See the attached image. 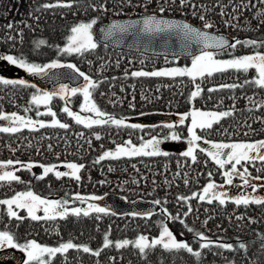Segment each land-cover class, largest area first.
Wrapping results in <instances>:
<instances>
[{
  "label": "trees",
  "instance_id": "16d2710c",
  "mask_svg": "<svg viewBox=\"0 0 264 264\" xmlns=\"http://www.w3.org/2000/svg\"><path fill=\"white\" fill-rule=\"evenodd\" d=\"M58 2H71L73 6L42 7ZM101 6L107 10H101ZM160 7L165 9L162 14ZM152 15L186 19L202 29H205V22H210L213 27L206 30L234 40L258 42L255 47L237 45L235 49L217 53L218 56H226L230 50L234 56L264 54V0H186L183 6L180 0L175 3L172 0H0V55L22 56L40 65L67 60L97 82L92 100L114 118L185 115L188 118L175 129L185 137L191 110L230 112L231 115L199 134L209 141L222 143L264 140V88L245 83L246 77L252 76L250 71H227L195 82L186 77H133L134 71H157L168 65L187 63L190 59L145 57L116 52L100 44L82 55L67 56L59 51L67 32L77 23L97 19V25L114 18ZM10 23L11 29L7 27ZM41 39L46 44L37 47ZM225 84L238 87L216 89ZM196 85L202 91L193 98L191 92L196 90ZM210 88L215 91H208ZM32 95L30 86L0 84V112L36 117ZM56 108L60 110L58 105ZM58 116L68 128L46 126L14 133L0 132V162L11 160L13 164L20 161L41 166L75 163L83 166L77 173L80 179L57 178L53 174L39 179L28 170H19L16 172L19 182L0 181V200L15 189L34 190L41 197H55L67 201L65 206L76 208L81 206L77 196L102 197L114 192L128 201L159 200L160 209L167 212L164 218L169 219L165 221L161 214L154 213L115 217L109 212L90 211L88 216L83 212L79 216L70 212L55 220L33 221L28 216L16 220L9 219L5 207L0 205V230L12 234L16 243L23 245L34 240L42 246L57 247L71 241L98 250L103 246L105 235L113 242L99 257L84 253L82 249H70L51 258V264H264V204L245 206L231 200L223 205L216 200L209 204L194 198V194H200L208 183L225 182L220 168L206 154L196 151L195 162L175 153L99 160L104 152L128 141L137 145L153 137H166L168 129L161 125L117 127L110 123L87 128L59 111ZM245 166L251 178L264 176V162ZM176 216L194 232H201L216 243H230L234 250L216 247L201 250L194 232H188L178 220L171 218ZM164 223L179 241L202 251L199 261L183 250L168 252L158 246L149 250L145 257L131 244L120 249L115 247L118 240L134 241L138 235L150 240L157 238ZM239 243L246 245V251L239 249Z\"/></svg>",
  "mask_w": 264,
  "mask_h": 264
},
{
  "label": "snow or ice",
  "instance_id": "6c2138e0",
  "mask_svg": "<svg viewBox=\"0 0 264 264\" xmlns=\"http://www.w3.org/2000/svg\"><path fill=\"white\" fill-rule=\"evenodd\" d=\"M175 3V0H172ZM186 0H180L181 6L184 5ZM73 5L71 2L69 3H60L57 4H44L42 7L44 8H52V7H67L71 8ZM93 10L96 8L93 6ZM101 10L106 11L107 9L101 6ZM164 7H160V13L164 12ZM200 19L203 21L204 17L201 16ZM97 23V19H92L90 22H80L71 27V34L67 38V43L63 48H60L59 51L64 54H83L87 51L94 50L97 47V44L93 40L92 36V28ZM139 27L138 32L144 35H156L160 33H174L177 36L182 37L187 42H193L198 45H201V50L199 55L193 56L191 67L185 68H171L159 71H135L132 72L131 75L133 77H147V76H168V77H176V76H188L193 82H195L198 78L203 80L205 76L211 77L216 72H223L229 69L235 71H243L247 73L249 69H255L256 77L252 81H248L250 83L255 84L260 88H264V54L260 52H256L252 55H243L240 57H234L232 59L221 60L216 59V54L208 49H226L232 48L235 49L237 45H245V46H257L258 42L255 40H235L234 43H229L228 40L223 36L211 35L206 31H201L192 25L186 22H179L176 20H170L165 18H157L155 15L147 16L138 21H129L126 23H112L106 29H102L104 35L106 37H112L117 33L124 34L128 33L133 29H137ZM226 26L227 22H226ZM9 29L13 27L10 23L7 25ZM213 27V24L210 22H205L204 28L210 29ZM46 41L41 39L37 42V47L40 45H45ZM0 61H6L9 65H12L16 68L23 70L24 72L31 75H47L48 70L57 69L67 67L71 69L73 72L77 73L80 77H83L85 83L79 88H71L69 89L67 85H61L59 88V94L61 99H65L68 96H75L77 93H80L83 96V103L80 106V111L82 113H94L97 117L96 119H92L87 116H81L73 111H71L68 107H64L63 111L67 113L69 117H71L77 124H82L84 127L91 128L93 125H103V124H113L117 127L124 125L123 119H116L111 115L103 112L95 102L92 100L93 91L97 88V82L93 81L88 75L81 72L74 64H61L58 61H52L51 63L40 65L37 63H30L25 58L16 57L13 55H0ZM0 84L4 85H19L23 87H35V85H28V83L23 79L18 80H10L4 79L0 77ZM223 87L235 88L238 85H224ZM202 89L199 85H196V90L191 92V97L195 98L200 95ZM208 91H215V89H208ZM57 95L56 92H40L38 95H32L31 104L35 106L44 105L47 106L53 96ZM67 103V100H66ZM27 111V109H26ZM51 115L53 117L50 125L46 124L44 121H34L32 119H26L23 116L17 115L16 113H12L11 115H6L0 112V121H9L10 126L8 127H0V132L4 133H14L20 131L22 127H28L30 129H35L37 124L40 128L46 126L59 127L62 129L68 128L66 123H61L57 120L56 113L48 110L47 113H39V115ZM231 115L230 112H203V111H193L190 113L191 116V127L188 128V133L191 139L189 140L190 147L188 150L183 153L186 157H191L192 161H196V156L194 155V146L197 141L202 139L201 136L197 135L196 129H210L213 123H218L220 119L223 117ZM188 117L185 115L180 116L179 123L183 124L184 121ZM165 127L171 129L174 126L172 124H166ZM132 127H140L139 125H132ZM99 139L100 137L97 135L96 137ZM172 139H176V133L171 134ZM160 143L158 139L153 138L147 143L141 145L140 147H127L120 146L116 149L115 152L106 151L99 157V160H103L105 158H119L121 155L125 156H135V155H160L167 153H160L157 145ZM208 143V141H205ZM127 145H131V141L127 142ZM51 147V146H49ZM151 148V151H145V149ZM212 148L215 151L209 152L208 155L211 159L219 166V168H225V165H231L230 171L224 172V177L227 184H232L233 175L236 174L243 180L244 185L248 187L256 189L257 185L250 183L248 168L242 164V162L254 163L256 160L264 162V140L255 142V143H214L212 144ZM228 151L225 152L224 150ZM223 157V158H222ZM98 162V161H97ZM16 164H22L20 161H16ZM13 165V161L9 160L6 163H0V170L6 169L9 166ZM23 166V165H22ZM33 165L28 164L26 167L31 169ZM237 166L243 168V171H239ZM43 167L44 175L38 177L39 179H44L49 173H52L55 169V165L51 166H41ZM67 168L71 169V173H61L55 172L57 178L61 176L71 175L74 179L79 180L80 177L77 173L83 167L82 165H77L75 163H69L66 165ZM111 170V169H110ZM211 176V173H209ZM255 179H261V177H255ZM0 181H20V178L16 176L12 171H2L0 172ZM217 185L215 183H208L206 187L203 188V194L198 196L200 201H207V203L211 204L214 200L219 201L221 205L225 203V199L223 197L226 196V193L220 192L217 193L215 189ZM196 197V194H194ZM76 199L83 201L85 198L77 196ZM89 200H97L99 199L96 196L88 197ZM178 199L187 200L188 198L179 197ZM235 204L240 205L243 204L247 206L250 203L255 204H264V198H255L251 196H238L233 201ZM67 201H53L41 198L39 195L34 194L32 191L18 192L12 198L2 199L0 200V205H5L7 207V216L9 219L15 218L16 220H22L24 217H20L18 212L15 209H25L27 211V216L33 221L40 220H55L57 217L64 218L68 215V209L65 207ZM156 204H160L159 200L155 201ZM89 210L94 211L96 213H104L107 214V210L102 207H97L94 204H89ZM43 212V215H37L38 212ZM166 211V210H165ZM82 212L81 208H74L71 210L72 215L79 216ZM189 212H191V208L189 207ZM84 216L89 215V211H83ZM133 215H139L137 213H133ZM150 215V214H149ZM187 215V213L185 214ZM172 219L178 220L188 232L193 233L194 229L188 227L185 224L183 219H180L179 216L171 217ZM237 219H242V217H237ZM207 221H205V224ZM194 235L198 237L199 248L201 250L208 249L211 250L212 247H216L218 249H224L232 251L234 250V246L230 243H216L211 239L206 237L201 232H194ZM113 242L108 239V236L105 235L103 246L101 249L92 250L90 247L86 245H76L71 241L60 243L57 247H49L42 246L36 241H28L23 245H20L15 242V237L10 234L7 230H0V248L7 246L11 248H19L21 251L25 252L27 255V264H51V258L55 257L57 254H64L70 249L81 250L84 253H90L93 256L99 257L101 251L104 248H108L110 244ZM132 245L142 256H147L149 250L156 249L158 246L165 251L168 252H179L181 250L191 254V256L195 257L198 261L202 256V251H196L189 245L187 242H182L177 239V237L173 234L172 231L165 225H161V231L159 232L158 238H152L145 235L138 236L134 241H129L127 239L123 241L115 242V247L117 249L125 248L129 245ZM239 249H244L246 251V245L244 243H239Z\"/></svg>",
  "mask_w": 264,
  "mask_h": 264
},
{
  "label": "rangeland",
  "instance_id": "374dc122",
  "mask_svg": "<svg viewBox=\"0 0 264 264\" xmlns=\"http://www.w3.org/2000/svg\"><path fill=\"white\" fill-rule=\"evenodd\" d=\"M70 34H71V32L68 31L67 32V35L65 37V40L63 42L64 45L62 46V48L66 45L67 38H68V36ZM94 42L96 43L95 40H94ZM96 44H98V43H96ZM227 49H229V48H227ZM217 53H219V52H215V54H217ZM73 54H76V53L66 54V55L68 56V55H73ZM234 57H240V56H234V55H232V50H230L229 52H227L226 53V56H218V55L215 56L216 59H221V60L232 59ZM192 59H190L187 63H183V64H179V65H175V64L168 65V66H165V67H163L162 69H159V70H165V69H171V68H185V67H189L190 68L191 67V63H192ZM175 60H177V59H175ZM61 64L67 65V64H71V63H69L67 60H64V62L61 63ZM159 70H157V71H159ZM227 71H229V72H235V70H232V69H229V70H226V71H223V72H227ZM249 71L252 73V76H247L246 79H245V83L251 84L255 88H260V87L256 86L255 84L248 82V81H252L256 77V75H257L255 69H249ZM240 72H243V71H240ZM219 73H222V72H216L214 74H219ZM41 75L42 74H40V75H31V74H28V73L24 72L23 70H21L19 68H16V67H14L12 65H9L6 61H0V77H2L4 79H10V80L23 79V80H25L28 83V85H35V87H32L33 88V95L34 94L35 95H38V94H40V92H49V93L56 92L57 93V95L53 96V99L51 100V102L47 106H44V105L35 106V108H36V117L34 116L32 118H26V119H32L34 121H44L46 124H49L50 125L53 117L51 115H47V114L46 115H39V113H47L48 110L51 109V111H53V112L56 113V117L55 118L57 120H59L61 123H64V122L58 116V111L60 113H62V115L64 117L66 116V118L74 121L71 117H69L67 115V113H65L63 111V108L64 107H68L71 111H73V112H75L77 114H80L81 116H87V117H90L92 119H96L97 118L94 113H82L80 111V106L83 103V96L80 93H77V95H75V96H68L65 99H61V97H60L59 88H60L61 85H67L69 89H71V88H79V87H81L85 83V81L83 80V77H81L82 78V82L79 85L72 87L69 83L59 84V85H56V86H53L51 84H44L43 85V84H41L38 81V78H40ZM176 77H181V76H176ZM182 77L189 78L188 76H182ZM225 85H227V84H225ZM232 85H235V84H232ZM223 86L224 85L219 86V87H216V89L225 88ZM66 100H67V103H66ZM57 105H58V107H59L60 110H58L56 108ZM193 111L215 112V111H208V110H196V109H193V110L190 111V113L193 112ZM149 115H157V114H149ZM159 115H163V114H159ZM144 116H146V115L138 116V117L131 118V119H124V118H116V119H123L124 120V125H122L120 127L132 126V125H139V126L161 125V126L165 127L164 125H166V124H172L174 127L171 128V129L165 127L166 129H168V134H167L166 137H163V138L153 137V138L158 139L160 141V143L157 145L160 153L165 152V151L162 150L161 147L164 144H166V143H173V144L184 143L187 146V148L183 152H181L180 155L183 156V157H186V156L183 155V153H185L188 150V148L190 147L189 140L191 139V137L189 136V133H188V128L191 127V116H190V114H189V116H190L189 119L190 120H189V123L187 125L186 136L185 137L181 136L179 134V132H177L175 130L176 128H178L181 125L179 123L180 117L170 118V117L167 116L168 118L165 119V120H162V121H156V122H152V123L140 122L139 119L142 118V117H144ZM163 116H166V115H163ZM213 124H215V123H213ZM80 125H82V124H80ZM8 126H10V122L9 121H0V127H8ZM93 126H96V125H93ZM36 128H40L38 124H37ZM22 129H30V128H28V127H22L21 130ZM30 130H34V129H30ZM203 130H205V129H199L198 128L195 131H196L197 135L201 136L199 134V132H201ZM173 132L176 133V135H177V138L176 139H172L171 138V134ZM153 138L147 139L146 141H143V142H141V143H139L137 145L136 144H131L129 146V145H127V142H126V144L116 146L114 149H112V150L109 149L108 151L115 152L116 149L118 147H120V146H127V147L135 146V147H140L141 145H143V144L147 143L148 141L152 140ZM205 141H208V143H205ZM214 143H222V142L209 141V140L204 139L202 137V139L200 141H197L195 143V146H194V154H195L196 151H201L202 153L206 154L209 157L210 160H212L211 157L208 155V153L209 152H212V151H215V149L212 148V144H214ZM145 151H151V148L145 149ZM224 151L227 152L228 150L225 149ZM165 153H168V152H165ZM135 156H140V155H135ZM121 157H128V156L121 155L119 158H121ZM187 158H191V157H187ZM106 159H109V158H106ZM110 159H113V158H110ZM0 163H6V162L3 161V162H0ZM254 163H261V161L256 160ZM254 163L242 162V164H244V165L249 164L250 166H252ZM22 165L13 164V165L9 166L6 169L0 170V172L5 171V170L6 171H12L16 175V172H18L19 170H28L34 177H40V176H43L44 175L43 167H41V165H38L36 163H33L32 164L33 166L31 167V169H29V168L26 167L28 164H22ZM54 165L56 166L55 169H54V171L52 173H49V174H53L55 177H56L55 172L71 173V171H72L71 169H69V168L66 167L67 164L58 163V164H54ZM237 168H238L239 171H243V169L240 166H237ZM230 169H231V165H227V164L225 165V168H223V169L220 168V170H221V172L223 174V177H224V172L225 171H230ZM36 170L38 171V174H35V171ZM66 176L67 177H72L71 175H66ZM249 178H250V183L257 185V187H256L255 190L253 188H251V187H248L247 185H244L243 180L240 179V177L238 175L234 174L233 175L232 184H230V185L227 184L226 183V180H225V177H224V180H225L224 183H222V184H219L218 182L215 183L217 185V188L215 189V191L217 193H220V192L226 193V196L223 197L225 199V201L226 200L234 201V199L236 197L242 196V195L243 196H251V197H255V198H264V176L261 177V179H259V180L258 179H255V178H251L250 176H249ZM234 179H237L238 181H235ZM25 191H32V190H25ZM25 191H23L22 189H19V190L18 189H15V191L13 193H11V194L8 193L7 194L8 197H3V199L12 198L16 193H18V192H25ZM32 192L34 194H36V195H39L34 190ZM202 194H203V191H201V193L198 194V195H196V197H194V198H197L198 199V196L199 195H202ZM109 195H114L116 197H119V198L123 199L128 204H135V203L147 204L148 203V204H151V205H156L157 206V209H156V211H153L152 212L151 207H148L147 210H149V211L147 213H144L142 210H138V209H135V211L134 212H131V213L130 212H126V213H116L114 210H112L111 204L106 201V197L109 196ZM89 197H91V196H89ZM41 198L48 199V200H53V201H56L57 200L55 197H51V196H48V197L47 196H43ZM84 198L85 199L83 201L79 200V202L81 203V206L80 205L79 206H76V208H81L82 209V212L84 210H87V211L90 212L88 206H89V204H94L97 207L105 208L107 210V212H109L110 214H112L115 217H127L129 215H133V213H137V214L149 216V214L154 213L156 215L157 214H161V216L164 218V215L167 214V212H165L162 208L160 209V205L159 204H156L154 200L151 201V200H146L145 198H142V199L139 198V199H135V200H132V201H130V200L128 201V200H125L122 196H119V195H117L114 192L107 193V194H105L102 197H98L99 199H97V200H89V199H87L88 197H84ZM203 202H207V201L205 200ZM2 206L5 207L3 209L6 210V212H7V207L5 205H2ZM65 207L68 209V213H70L71 210L74 209V208L69 207V206H65ZM14 210H16L18 212V215L20 217L21 216H27V211L25 209H15L14 208ZM37 215H41L42 216L43 215V212L42 211L41 212H38ZM168 219L169 218H167V217L164 218L165 221H168ZM163 225H165V223ZM138 236H136L135 238L137 239ZM118 241H123V239L118 240ZM4 256H7L6 257L7 260L3 258ZM11 257L12 258L13 257L19 258L20 261L18 262V264H27V255H26L25 252L21 251L19 248H11V247H7V246H4V247L0 248V264H17V263H15V261Z\"/></svg>",
  "mask_w": 264,
  "mask_h": 264
},
{
  "label": "water",
  "instance_id": "95a60500",
  "mask_svg": "<svg viewBox=\"0 0 264 264\" xmlns=\"http://www.w3.org/2000/svg\"><path fill=\"white\" fill-rule=\"evenodd\" d=\"M157 18H165L170 20H176L179 22H186L193 27L206 31L211 35L223 36L229 43H234L235 40L229 36L219 34L217 32L209 31L206 29H202L192 22L176 18V17H167V16H158ZM147 16H137L130 18H114L110 21L102 24H97L92 28V36L96 43L103 45L113 51L128 53L133 55H142L145 57H155V58H165V59H182L189 60L192 59L193 56L199 55L201 50V45H198L193 42H187L182 37L177 36L174 33H160L156 35H144L138 32L139 26L137 29H133L128 33L120 34L117 33L112 37H106L102 29H106L112 23H126L129 21H138ZM227 49V48H226ZM226 49H208L212 52H221ZM38 81L41 84H51L53 86L59 84L69 83L72 87L79 85L82 82V78L71 69L67 67L50 69L47 72V75L42 74ZM167 116L163 115H146L140 118V122L152 123L156 121H162L167 119ZM162 150L168 153L180 154L183 152L187 146L184 143H166L162 147ZM35 174H38V171H35ZM106 201L109 202L112 206V210L116 213H126V212H134L135 209L142 210L144 213H147L148 207H151L152 212L156 211L157 206L151 204H128L123 199L116 197L114 195H109L106 197ZM7 256L3 258L6 259ZM12 258V257H11ZM15 263L18 264L20 261L19 258H12ZM7 260V259H6Z\"/></svg>",
  "mask_w": 264,
  "mask_h": 264
}]
</instances>
